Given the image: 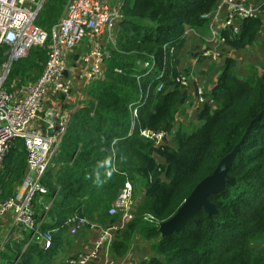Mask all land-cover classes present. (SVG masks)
<instances>
[{
	"label": "trees",
	"instance_id": "trees-1",
	"mask_svg": "<svg viewBox=\"0 0 264 264\" xmlns=\"http://www.w3.org/2000/svg\"><path fill=\"white\" fill-rule=\"evenodd\" d=\"M66 1L44 0L35 23L49 29L61 18ZM216 2L121 1L122 15L108 45L104 74L88 84L86 100L70 109L61 141L41 177L46 190L32 199L37 228L50 231V243L38 242L34 229L15 225L13 230L21 236L10 232L2 238L0 264H47L62 247L61 231H66L64 222L72 213L101 223L113 220L108 207L125 180L133 188L137 185L142 198L112 241L114 255H125L138 239L148 242L139 264H264V63L240 74L234 69V57L226 56L205 93L215 106L207 100L189 130L179 127L172 135L174 147L155 145L136 130L127 134L131 103L150 82L149 99L143 104L137 101L138 127H171L186 92L176 79L184 30L191 27L206 35L204 14ZM260 28V17L247 16L234 35L223 31L225 43L244 48L256 40ZM7 48L0 44V64L6 60ZM49 49L47 40L13 61L7 86L35 80ZM152 58L155 69L145 73L141 64ZM162 68L163 74L156 77ZM160 82L163 88L156 90ZM238 143L228 169L234 182L208 194L216 211L201 206L180 230L162 235L157 224L171 217ZM25 170L26 148L17 138L0 161V197L16 190Z\"/></svg>",
	"mask_w": 264,
	"mask_h": 264
},
{
	"label": "built area",
	"instance_id": "built-area-1",
	"mask_svg": "<svg viewBox=\"0 0 264 264\" xmlns=\"http://www.w3.org/2000/svg\"><path fill=\"white\" fill-rule=\"evenodd\" d=\"M121 1L108 0H67L61 18L49 29L35 23L38 11L44 0H0V44L8 46L6 60L0 64V161L7 150L22 138L26 148V170L21 183L11 194L0 197V215L10 212L14 224L34 229L35 238L47 246L50 243L49 230L39 231L32 210V199L46 188L41 177L54 157L56 148L65 130L68 114L60 111L74 85L73 79L65 74L68 69L69 52L85 38L90 39L89 49L81 56L86 66L84 77L88 84L103 76L106 57L109 52L104 48L114 41L115 31L122 15ZM207 17L208 33L201 37L205 43L198 49L196 57H215L219 47L225 43L223 31L230 35L239 31L243 18L258 16L264 27V0H217L213 9L204 14ZM186 38L199 37L194 28H186ZM50 41V49L40 75L28 85L7 86L8 74L13 61L24 57L34 45ZM144 72L150 74L155 69V59L141 64ZM164 68L156 77L163 74ZM177 81L186 86V76L178 73ZM150 82L138 98L143 104L151 94ZM163 83L156 86L161 90ZM200 107L208 102L203 86L195 90ZM63 95V98L61 96ZM52 103L53 111L49 114L46 102ZM133 102L130 108V125L127 134L135 130L138 136L152 141L155 145L167 144L172 139L173 131L166 127H138L139 104ZM53 119V120H52ZM44 123L45 127H40ZM137 202L134 189L129 180H125L118 195L108 207V214L113 220L101 223L90 220L80 213H72L65 219V226L71 235L85 228L95 231L92 244L86 250L69 254L64 264H95L103 255L100 264H127L124 257H113L112 241L133 217ZM33 233V234H34ZM0 239V246L2 244Z\"/></svg>",
	"mask_w": 264,
	"mask_h": 264
},
{
	"label": "crops",
	"instance_id": "crops-1",
	"mask_svg": "<svg viewBox=\"0 0 264 264\" xmlns=\"http://www.w3.org/2000/svg\"><path fill=\"white\" fill-rule=\"evenodd\" d=\"M110 1L114 3L115 0H110ZM262 31H264V27L260 28L259 34L260 32L262 33ZM204 43L205 41L200 34L199 37L195 35L188 36L180 52L178 71L180 74L186 76V86H184L186 92L183 102L177 106L173 114L172 125L170 127V129L173 131V134L179 127H182L185 130H189L191 128V123L197 122V119L195 118H196V114H198L197 110L199 109L200 103L196 98L195 90L198 86H203L205 91L209 90L216 81V78L224 64L223 63L224 61H222V57L220 56L221 55L220 48L222 46H225V43L219 47L218 54L213 58L202 57V56L196 57L197 56L196 51L202 48ZM89 47H90V39L85 38L84 40H82V42L77 44L68 54V69L65 75L73 79L74 86H76L77 83L78 85H81L82 83L81 79H83V81L84 80L88 81V79L84 77L86 66L82 62L81 56L89 49ZM200 60H203L204 62H201ZM199 71H204L205 74L200 77L198 74ZM69 95L70 93L67 96L64 95V99H66L65 101L67 104H69L68 102H70V100H67L69 99ZM84 97H86V94H84ZM81 101L82 100H75V102L71 105L69 104L70 106L68 107L63 106V104H66L64 102L62 106H60V111L65 114H69L70 109L75 108ZM51 105L52 103L50 101L46 102V106L48 109L53 107ZM192 116L195 117L192 118ZM194 119L195 121H193ZM40 127L42 128L45 127V124L42 123ZM172 142L169 143L171 147H173L171 145ZM157 159L159 161H163L161 157H157ZM13 221L14 218L10 212L2 216L0 215V234H1L0 236L3 235L5 237V235L6 234L8 235L10 232L16 235V237L21 236L19 232L13 230L15 225H18V224H14ZM23 228L26 229L25 226H23ZM83 230L74 235H71L67 229L66 231H61L62 247L57 254L53 255L52 258L49 259V261H51V263L53 264H56L59 263V261H62L61 260V257L63 256L62 254H65L68 251L74 249L79 252L88 249L92 244L93 238L95 236V231L87 228L86 229L87 231L83 233ZM89 231L93 232V237H91V233ZM79 234H82L81 235L82 237L80 236L81 238L78 239L77 241L71 239V237H75ZM147 250H148L147 245L141 244L138 241V239H136L131 243L130 248L127 250L125 256L123 257L127 260V264H139V260L142 257L146 256ZM57 255H59V257L54 258ZM102 260H103V255L100 256V258L96 261L95 264H100Z\"/></svg>",
	"mask_w": 264,
	"mask_h": 264
},
{
	"label": "water",
	"instance_id": "water-1",
	"mask_svg": "<svg viewBox=\"0 0 264 264\" xmlns=\"http://www.w3.org/2000/svg\"><path fill=\"white\" fill-rule=\"evenodd\" d=\"M52 111V108L48 109L49 114ZM238 147L239 143L231 152L227 153L219 160L218 164L210 174L196 184L171 217L157 224V229L162 235L180 230L186 223L187 219L193 216L201 206L209 212L216 211L214 203L208 199V194L222 190L227 182H234V178L228 175V169L231 166Z\"/></svg>",
	"mask_w": 264,
	"mask_h": 264
},
{
	"label": "rangeland",
	"instance_id": "rangeland-1",
	"mask_svg": "<svg viewBox=\"0 0 264 264\" xmlns=\"http://www.w3.org/2000/svg\"><path fill=\"white\" fill-rule=\"evenodd\" d=\"M110 1V0H108ZM117 28V27H116ZM116 33V31H115ZM234 35V34H233ZM44 45V44H42ZM110 45V44H108ZM108 45L105 46V50L107 52H109V47ZM220 56L222 57V61L225 60L226 56L230 55L232 57H234L235 59V66H234V69L240 73V74H246L248 72H251L253 68H257V69H260L261 67V64L264 63V31H262V33L260 32V34L258 33V36L256 38V40L251 43L250 45H247L246 47L244 48H239V49H235V48H231L228 44L225 43V46H222L220 48ZM22 58V57H21ZM201 62H204L203 60H200ZM224 63V62H223ZM202 72V73H201ZM199 76H203L205 73L204 71H199ZM40 75V74H39ZM34 81V80H33ZM33 81H28L25 83V85H28L29 83H32ZM82 83L81 85H77L74 86L72 84V88H71V91H70V95H69V99L67 100H70V102H68L70 105L73 104L75 102V100H86V98L84 97V94H85V91H86V87L88 86V82L87 81H83V79H81ZM16 84V85H21V84H17L15 82H13V85ZM84 97V98H83ZM66 99H64V102L66 103L65 101ZM212 106H215V103L214 102H209ZM69 104L66 103V106L65 107H68L70 106ZM199 110V109H198ZM198 110H197V113H198ZM195 116H192V118H194ZM197 119V114H196V118ZM195 119L193 121H195ZM195 122L191 123V127L192 125L194 124ZM170 129V128H168ZM170 142H172V139H169L167 144H169ZM173 147L175 146V143L172 142L171 144ZM133 186V185H132ZM135 188V191H134V196H135V199H136V202L137 204H139V202L141 201V198H142V193L140 190H138L137 188V185L134 186ZM133 188V189H134ZM136 204V205H137ZM136 208V206H135ZM134 208V209H135ZM110 221V220H109ZM87 229V228H86ZM84 229L83 230V233L86 232L87 230ZM90 232V231H89ZM82 233V234H83ZM91 233V237H93V232H90ZM36 235V232L34 233ZM82 234H79L75 237H71V239H73L74 241H77L78 239H80L82 236ZM1 235V234H0ZM81 236V237H80ZM118 236L117 234L115 235V237ZM4 236H0V238L2 239ZM141 244H148V242L144 241V240H140L139 241ZM146 243V244H145ZM71 244V243H70ZM75 252H78L77 250H71V251H68L66 252L65 254H62L61 256V260L62 261H59L60 264H64V259L69 255V254H73ZM111 255L113 257H123V256H117L116 254L114 255L112 252H111ZM59 255H57L56 257L54 258H58ZM63 258V259H62ZM59 263H56V264H59ZM47 264H53L51 263V261H47Z\"/></svg>",
	"mask_w": 264,
	"mask_h": 264
},
{
	"label": "clouds",
	"instance_id": "clouds-1",
	"mask_svg": "<svg viewBox=\"0 0 264 264\" xmlns=\"http://www.w3.org/2000/svg\"><path fill=\"white\" fill-rule=\"evenodd\" d=\"M67 118H68V116H67ZM169 145V144H168Z\"/></svg>",
	"mask_w": 264,
	"mask_h": 264
},
{
	"label": "bare ground",
	"instance_id": "bare-ground-1",
	"mask_svg": "<svg viewBox=\"0 0 264 264\" xmlns=\"http://www.w3.org/2000/svg\"><path fill=\"white\" fill-rule=\"evenodd\" d=\"M130 221V220H129Z\"/></svg>",
	"mask_w": 264,
	"mask_h": 264
}]
</instances>
